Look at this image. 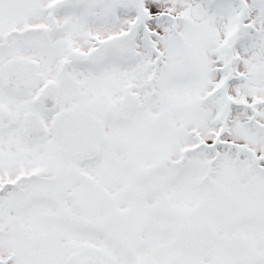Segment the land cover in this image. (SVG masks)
<instances>
[{"label":"snow or ice","instance_id":"obj_1","mask_svg":"<svg viewBox=\"0 0 264 264\" xmlns=\"http://www.w3.org/2000/svg\"><path fill=\"white\" fill-rule=\"evenodd\" d=\"M0 264H264V0H0Z\"/></svg>","mask_w":264,"mask_h":264}]
</instances>
